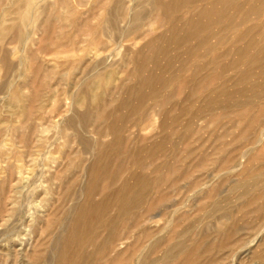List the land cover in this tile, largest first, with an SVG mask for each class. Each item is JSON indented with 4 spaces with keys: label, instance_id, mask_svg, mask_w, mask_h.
Returning <instances> with one entry per match:
<instances>
[{
    "label": "bare ground",
    "instance_id": "bare-ground-1",
    "mask_svg": "<svg viewBox=\"0 0 264 264\" xmlns=\"http://www.w3.org/2000/svg\"><path fill=\"white\" fill-rule=\"evenodd\" d=\"M82 2L78 0L80 5ZM143 3L151 4L159 12V25L164 29L134 52L126 82L120 85L119 95L109 102L110 112L95 109L105 130L98 124L93 134L110 138L106 142L99 139L85 143L84 148L91 146L93 152L86 184L79 188V193H71L76 197L72 209L64 210V198L51 212L54 226L45 220L48 234L54 227L57 230L51 255L45 257V260L51 259L49 264H200L199 258L204 256L210 263L218 259L220 263L227 261L231 251L246 248L264 232V0L137 1V5ZM195 5H199L198 8ZM147 16V12L137 11L133 20L137 25L139 21H147ZM174 84L178 93L171 90ZM178 95L182 96L176 97ZM149 110L159 119L156 133H153V123H145ZM85 116L82 114L81 118ZM140 127L151 130L142 136L138 131ZM127 132L132 138L124 136ZM29 138L30 135L28 141ZM237 166L242 168L235 187H245L241 192L245 200L237 213L244 221L238 224L233 219L217 244H209L200 252L202 242L187 243L176 235L168 241L157 261L142 260V252L135 260L132 254L123 261L117 255L112 257L114 230L125 218L130 217L131 229L137 225L134 214L142 206H146L147 214L157 211L160 199L167 196V188L186 187L194 194L201 185L210 186L206 180L212 173L207 170L209 167L231 173ZM16 170L15 177L9 165V174L0 181V222L4 221L5 225L8 222L5 217H13L23 206L14 200L18 190H9L14 192L10 196L5 189L6 184L9 186L15 179L17 184L23 185V172L19 167ZM207 193L215 194L216 190L210 189ZM220 205V201L213 202L209 213L223 211L229 218L232 213L222 210ZM45 216L43 219L49 215ZM244 230L252 233L249 241L230 240L232 234ZM187 233L185 229L180 236L186 237ZM216 250L221 252L218 259L213 255ZM251 256L264 264V234Z\"/></svg>",
    "mask_w": 264,
    "mask_h": 264
},
{
    "label": "rangeland",
    "instance_id": "rangeland-1",
    "mask_svg": "<svg viewBox=\"0 0 264 264\" xmlns=\"http://www.w3.org/2000/svg\"><path fill=\"white\" fill-rule=\"evenodd\" d=\"M120 1L117 4L116 0H83L80 5L78 0H0V151L3 152L0 156V161H3L0 162V181L9 174V165L15 177L16 167L24 177L23 185L17 184L16 179L9 186L6 184L7 192L18 190L16 194H8H14L15 203L23 206L13 217H5L8 219L6 225L4 221L0 222V264H49L51 259L45 260V257L52 251L57 230L54 227L55 230L48 234L45 220L54 226L51 212L64 198V210L72 209L76 197L71 193H79V188L86 184L93 152L91 146L84 148L85 143L99 139L106 142L110 138L108 135L100 138L93 134L98 124L104 129V123L96 117L95 109L110 112L109 102L119 95L120 85L126 82L134 52L164 29L159 25V12L151 4L137 5L138 0ZM137 11H145L148 15L147 21H139L138 26L133 20ZM113 19L115 23H112ZM176 87L174 84L171 88L174 93H178ZM82 114H86L84 119L81 118ZM152 115L149 110L145 123H153V133H156L159 119ZM139 130L143 136L151 129L140 127ZM24 132L27 135H23ZM28 133L31 137L29 141L33 142L28 141ZM129 134L127 132L124 136L132 138ZM16 137H21L22 141ZM51 137H54L53 140ZM73 158L79 160L74 161ZM66 163L67 167L63 168ZM69 165L71 168L75 166L73 170ZM241 168L237 166L234 172L229 173L228 170L219 172L215 167H209L207 170L212 173L206 180L210 186L201 185L194 194L186 187L179 190L167 188V196L160 199L157 211L147 214L144 210L146 206H142L134 214L136 226L129 228L130 217L116 226L112 257L117 255L123 261L132 254L135 260L142 252V260L148 263L157 261L168 241L176 235L187 243L202 242L200 252L209 244H217L228 224L234 220L238 224L244 221L240 220L237 210L245 200L241 194L245 187H235L241 178L238 174ZM76 173L78 176H75ZM70 177H73L72 180ZM73 180L76 182L72 187ZM65 184L68 189L64 188ZM210 189H215L216 193L209 195L207 192ZM215 201L221 202L222 210L232 213L229 218L223 211L209 213ZM44 216L50 218L43 219ZM248 219L251 220V217ZM11 224L14 225L12 228ZM185 229L188 230L186 237L180 236ZM246 231L232 234L230 240L249 241L252 233ZM263 234L260 233L246 248L237 247L231 251L227 261L219 263L217 257L221 252L217 253L216 250L213 255L218 260L214 263H210L205 256L200 257L199 262L260 264L251 255L258 248L259 238Z\"/></svg>",
    "mask_w": 264,
    "mask_h": 264
}]
</instances>
